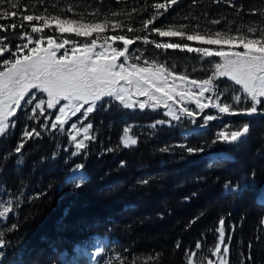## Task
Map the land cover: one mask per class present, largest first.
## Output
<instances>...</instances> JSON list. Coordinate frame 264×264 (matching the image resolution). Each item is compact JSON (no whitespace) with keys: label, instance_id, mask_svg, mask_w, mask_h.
<instances>
[{"label":"trees","instance_id":"obj_1","mask_svg":"<svg viewBox=\"0 0 264 264\" xmlns=\"http://www.w3.org/2000/svg\"><path fill=\"white\" fill-rule=\"evenodd\" d=\"M153 2L156 0H21L22 7L36 15L116 19L111 13L119 11L123 13L119 19L134 27L147 18L151 8L143 9ZM181 16L189 19L181 20ZM211 19H221L222 24H207ZM28 23L36 25L35 21ZM170 23H190L193 27L189 31L199 25L212 30L230 27L233 34L239 28L248 34L250 27L264 29V0H179L150 27ZM20 31L28 32L29 27ZM45 31V36L52 34L50 29ZM5 35L8 39L3 43L10 54L19 37L11 30L0 32V37ZM137 47L146 48L144 55L149 59L164 58L175 72L182 70L177 64L198 68V61L193 57L187 60L182 52L168 50L157 57L159 50L154 46H144L140 41L130 45ZM206 62L200 70L185 73L191 78H205ZM92 115L99 122V133L86 143L87 155L82 153L74 162L83 165L86 180L71 187L64 183L69 164L64 163L63 152L57 151L66 143L65 138L58 142L42 132L40 138L28 139L17 157L13 147L18 135L0 137V171L13 184L11 190H17L20 183L27 193L18 205L16 218L4 226L12 229L15 238L38 253L34 241L39 244L40 240L54 239L58 245L72 246L89 242L93 235L107 236L111 241L107 253L115 257L112 264H188L191 251L198 252L197 259L212 258L210 250L217 244L219 220L223 218L228 264H264V201L257 200L264 185V117L251 118L249 134L234 144L213 143L212 130L194 131L187 136V144L202 147L203 152L188 153L181 147L161 152L162 147L184 139L172 137L176 133L167 126H158L151 135L144 125L155 119L144 113L133 115L114 105ZM130 123L137 124L131 130L137 145L117 148L123 128ZM108 148L117 150L108 152ZM220 151L231 158L208 157ZM17 158L19 165H15ZM144 177H150L149 182L138 183ZM226 183L238 191L227 193ZM58 185L61 193L56 192ZM197 242L202 246L199 250Z\"/></svg>","mask_w":264,"mask_h":264},{"label":"snow or ice","instance_id":"obj_2","mask_svg":"<svg viewBox=\"0 0 264 264\" xmlns=\"http://www.w3.org/2000/svg\"><path fill=\"white\" fill-rule=\"evenodd\" d=\"M178 2L179 0H156L143 9L148 11L150 7L151 12L147 18L141 20L139 27H134L131 23L119 19L123 15L119 11L111 13L116 19L104 16L102 19L86 20L82 16L68 18L59 15L29 14L26 7H22L21 0H0V21H5L0 23V32L8 33L11 30L20 40L25 41L17 44L9 56L0 60V137H4L10 128H15V122L10 120V117L16 116L18 109L24 110L28 121L39 124V130L35 126L29 128L26 125L21 142L15 149L16 153L21 152L28 139L40 138L42 132L58 130L65 133V125L80 113V118L70 125L66 133L70 136V146L75 148V151L71 152L72 157L82 153L87 155L84 152L88 147L85 142L95 140L93 123L89 121L84 125L83 122L89 120V115L94 111L106 110L114 105L123 109L138 108L141 111L163 108L162 115L168 119H159L147 125L151 135H155L158 126L166 124L176 127L184 120H189L195 125L201 115L203 122L199 127L206 128L209 122L218 118L217 115L205 114L207 109H215L221 116L264 115V34H261L264 29L250 27L249 35L239 28H236L233 34L230 27H227V30L223 27L212 30L201 29L199 25H195L194 30L189 31L188 29L193 27L190 23L150 27ZM68 11L71 12L72 9ZM133 11L138 12L141 9ZM17 19L20 23H17ZM180 19L187 21L189 17L181 16ZM32 21H39L40 24H25ZM207 24L221 25L222 20L211 19ZM25 27H30V33L17 32ZM69 27L73 29L75 37L88 39L79 42L65 37L58 41L53 35H43L45 29H54L62 34ZM141 32L145 34L127 35ZM104 33L110 34L102 35ZM32 34L39 35L33 38ZM93 35L95 38H92ZM153 35L157 38L177 39L150 38ZM6 39L7 35L0 37V56L9 51L8 45L3 43ZM136 41H140L144 46H154L159 50L157 57L168 50L195 53L201 60L208 61V74L202 79H190L187 73L178 74L166 63L145 56L146 48L137 47L130 51V45ZM185 41H197L201 46L183 43ZM117 42L122 43V47ZM226 45L228 47H225ZM211 58L218 60L213 62ZM220 78H226L239 86L230 97L231 103L227 99L221 100L224 93L219 90L217 84ZM129 132L130 128L125 127L117 148L122 146L124 149H131L137 145V138ZM249 132L250 124L244 121L234 130L217 132L213 143L241 142ZM81 133L83 138L78 139ZM182 138L183 143L166 145L160 151L170 152L176 147H181L188 153L203 152L202 147L188 146L187 133L182 134ZM116 150L108 148L106 151ZM57 155V152L53 153V157ZM17 163H21L19 158ZM82 167V164L75 166L77 169ZM149 179L150 177H144L138 183L147 184ZM72 180L83 183L86 177L82 174L74 175ZM224 188L229 194L238 191V187L230 186L229 183H226ZM9 212L10 209L5 208L0 212V216ZM219 225L217 231L220 243L210 251L213 257H220L219 264H228L226 254L229 248L221 247L225 241L223 218L219 220ZM12 227H15V224ZM2 246L0 242V247ZM177 246L179 247V242ZM201 247L197 242L196 249ZM197 255V251L189 252L188 264H197ZM200 264H203V260ZM207 264L214 262L209 258Z\"/></svg>","mask_w":264,"mask_h":264},{"label":"rangeland","instance_id":"obj_3","mask_svg":"<svg viewBox=\"0 0 264 264\" xmlns=\"http://www.w3.org/2000/svg\"><path fill=\"white\" fill-rule=\"evenodd\" d=\"M35 24L38 25L40 24L39 21H35ZM30 27H29V33H30ZM50 32L57 38V40H61L62 38H68L70 40H78L79 42H85L86 39L85 37H75L74 35V31L72 28H67L64 33H57L54 31V29H50ZM46 33V31L44 30L43 35ZM250 35V33H248ZM33 38H37V36L39 34H32ZM104 35V34H102ZM93 38H95V35H93ZM102 38V37H101ZM177 39V38H175ZM25 41H22L20 39L17 40V43L14 44V46L11 48L10 53L12 50L15 49V46L17 44L23 43ZM183 43H188L192 46H201L199 44V42L197 41H193V42H183ZM117 44L120 45V47H122V43L117 42ZM31 46V45H30ZM205 47H216V46H208V45H203ZM70 47V46H69ZM225 47H228L227 45ZM133 49L130 48V51H132ZM178 51V50H176ZM9 52H6L4 54V56H0V60L4 59L6 56H9L10 54H8ZM164 55V53H162ZM183 55H185V58H187V60L191 57L195 58L198 61V68H189V66L187 65L184 66L182 64H177V67H182L181 72H176V73H185L188 71H193L197 69H201V65L203 61H207V60H201V58L195 54H189L187 52H183ZM158 59L159 62L161 63H165L164 62V58L160 59V58H156ZM212 61L214 62L215 60H218V58H211ZM206 66H203V68H207L208 67V61L206 62ZM176 64V62L174 63ZM191 67H194L193 65H191ZM189 69V70H188ZM172 71H174L171 68ZM175 72V71H174ZM191 79V77H189ZM217 84L219 85V90L223 91L224 95L221 96V100H228V102L231 103L230 97L231 95H233V91L235 89H238L239 86L234 85L231 81H228L226 78H220L217 81ZM242 95V93H240ZM140 99H144L143 97H140ZM190 107H195L194 105H189ZM30 107V106H29ZM122 108V107H121ZM129 111V113L133 114V115H137L140 113H144L146 114L148 117L154 118L155 120L153 122H151L150 124L154 123L156 120L159 119H165L167 120V117H164L162 115L164 109L160 108L158 110H152V109H145L143 111L137 109H127ZM83 111V110H82ZM98 111V110H97ZM98 113V112H97ZM55 114V113H54ZM205 114H213V115H217V119L214 121H211L208 123V126L206 128L201 129L199 126L200 124L203 122V115H201L200 117L197 118L196 120V124L193 125L189 120H184L182 123H180L178 126L176 127H170L167 124L163 125V126H167L169 128H172L173 131H175L176 134H174L172 137L175 138H182V134L187 133V136L191 133L198 130H212L213 131V135L215 137L216 140V133L221 131V130H234L235 128L241 126V122H244L245 120L243 119H239L237 118V116H221L215 109H207L205 110ZM81 114L77 113L76 116L72 117L68 124L65 125V133H60L58 130L55 131H51V132H44L46 134H51L52 137L55 139H57L58 142H61L62 138H65L66 143L64 145H59L57 147V151L59 152H63V157H64V163L69 164L70 170L69 173L66 175V177L64 178V183L65 186H74L78 183H80L79 180H72V177L74 175L79 176V175H84L86 177V172L82 169V168H75V166L78 164H74V162L78 159V156L76 157H72L71 156V152L75 151V148L70 146L69 141H70V136H68L67 130L69 129L70 125L75 122L78 118H80ZM95 116H97L95 114ZM93 116L92 114L89 115V120H85L83 122L84 125H86L89 121H91L93 123V134L96 136L99 133V122L97 120V117ZM10 120L15 122V128L12 129L10 128L8 130V132L5 134V136H11L12 134L16 133L18 135V141L16 143V145H14V151L16 149V147L18 146V144L20 143V140L22 138V132L25 128V126L27 125L29 128H31L32 126H35L37 128V130H39V124L35 123L34 121H28L26 119L24 110L22 109H18L17 110V114L14 117H10ZM250 120V119H249ZM249 120H247V122H249ZM49 123H51V121H49ZM175 123V122H173ZM136 123H130L127 124L125 127H129L130 128V132L129 134H131V130H133L134 127L136 126ZM149 125V124H147ZM144 125V126H147ZM82 125H78V127H81ZM124 127V128H125ZM123 128V130H124ZM123 135V131L121 136ZM83 138V134L81 133V135L78 137V139H82ZM120 141V140H119ZM88 141H86L85 143H87ZM219 142L221 144H225L226 142H221V141H216ZM183 142H176V144H180ZM64 149H67V151H65ZM20 153H16L15 155L18 157ZM220 157L223 156L225 158H231L230 155L226 152L220 151L217 153H210L208 154V157L210 158H216V157ZM18 159V158H17ZM20 164V163H19ZM17 163V160L15 161V165H19ZM8 185V186H7ZM20 183L17 186V190H11L10 187L13 186V184L9 183L8 180H6L5 175L3 174L2 171H0V212H3L5 208H9L10 212L4 216H0V234L5 232L4 236L0 235V240H3V246L0 247V264H112V261L115 259L114 256H109L107 253V246H110L111 241L109 240V238L106 236L101 237L99 235H93L91 237V239L89 240V242L85 243V244H74L72 246H63V245H58L56 242V240H40V243H36L34 241V243L36 244V249L38 250V253H34V250H31L29 248H27L22 242H21V238H15L13 235L14 233L11 230H6L4 228V226L6 225V223H8L9 221L13 220L16 218L17 215V210H18V205L22 202V198L24 197V194H27L25 191V187H21L20 188ZM264 187V186H263ZM225 191V189H224ZM21 192V193H19ZM56 192L57 193H61V187L58 185L56 187ZM260 195V194H259ZM220 243L219 237H218V241L217 244ZM52 244L54 246H52ZM224 246L228 247V242L224 241V244L221 245V247L223 248ZM111 247V246H110ZM215 248V247H214ZM228 255V253L226 254ZM197 261V264H200L201 259H197L195 258ZM214 262V264H219V260L220 257L216 256L211 258ZM203 264H207V260L203 261Z\"/></svg>","mask_w":264,"mask_h":264},{"label":"water","instance_id":"obj_4","mask_svg":"<svg viewBox=\"0 0 264 264\" xmlns=\"http://www.w3.org/2000/svg\"><path fill=\"white\" fill-rule=\"evenodd\" d=\"M253 117H264V115H254V116H252V117H249V116H244V115H240V116H237V118H239V119H243V120H245V121H247V120H249V119H251V118H253ZM264 186V185H263ZM262 186V188H261V190H260V195H261V193H263L264 192V187ZM258 201H259V199H257ZM259 202H262V201H259Z\"/></svg>","mask_w":264,"mask_h":264},{"label":"bare ground","instance_id":"obj_5","mask_svg":"<svg viewBox=\"0 0 264 264\" xmlns=\"http://www.w3.org/2000/svg\"><path fill=\"white\" fill-rule=\"evenodd\" d=\"M259 201H264V192L261 193V195L258 197Z\"/></svg>","mask_w":264,"mask_h":264},{"label":"crops","instance_id":"obj_6","mask_svg":"<svg viewBox=\"0 0 264 264\" xmlns=\"http://www.w3.org/2000/svg\"><path fill=\"white\" fill-rule=\"evenodd\" d=\"M226 258H227V255H226Z\"/></svg>","mask_w":264,"mask_h":264}]
</instances>
